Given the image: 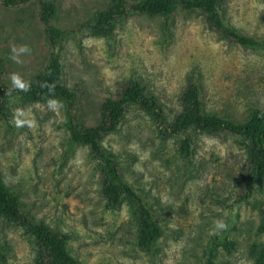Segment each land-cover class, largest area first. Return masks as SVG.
Masks as SVG:
<instances>
[{"label":"rangeland","instance_id":"1","mask_svg":"<svg viewBox=\"0 0 264 264\" xmlns=\"http://www.w3.org/2000/svg\"><path fill=\"white\" fill-rule=\"evenodd\" d=\"M109 2L54 0V25L67 33L58 48L60 82L77 92L75 112L86 125H95L101 103L133 81L157 98L162 120L130 106L101 144L153 212L161 236L150 252L139 249L135 205L125 200L110 207L97 160L88 146L70 141L64 107L53 111L9 98L0 119L3 183L35 222L71 237L68 249L80 264H204L211 254L214 264H255L251 248L264 241L257 230L264 182L247 195L249 161L241 140L225 132H188L186 155L183 136L168 132L192 84L207 114L240 123L264 109V0L220 4L226 23L253 40V47L236 44L202 12L180 6L166 18L125 17L109 39L91 35L86 24ZM21 45L32 51L16 63L11 49ZM48 54L36 4L6 7L0 0V85L13 88V73L31 81ZM17 109L26 115L18 116ZM16 119L34 120L35 126L17 127ZM218 219L228 228L212 235ZM0 246V264H41L34 239L20 224L0 221Z\"/></svg>","mask_w":264,"mask_h":264},{"label":"trees","instance_id":"2","mask_svg":"<svg viewBox=\"0 0 264 264\" xmlns=\"http://www.w3.org/2000/svg\"><path fill=\"white\" fill-rule=\"evenodd\" d=\"M225 0H110L106 9L96 12L86 24L85 30L93 36L109 39L117 23L133 14L147 17H168L178 6L187 11L202 12L208 24L236 44L253 47L255 42L229 26L220 13V4ZM36 4L37 20L42 28V38L49 50L44 69L30 82L31 90L23 92L0 85V119L5 116L6 106L11 96L29 104H47L48 99H58L65 109L64 127L69 132L72 143L86 145L92 157L97 160L101 177V191L112 209L118 208L125 200L135 205L138 217L137 245L143 252H150L162 234L153 212L142 198L120 174L116 156L102 146L105 135L115 133L124 117L126 109L138 106L146 114L162 120V110L157 98L145 92L144 86L133 81L117 97L106 98L99 108V119L95 125H86L76 115L77 92L60 82L61 64L58 48L67 33L55 27L56 6L54 0H3L6 7ZM54 87H42V84ZM181 112L170 124L168 132L182 135V150L189 155L190 136L188 132H225L241 140L249 161L246 191L250 195L264 182V109L252 110L240 123L223 119L204 111L199 89L190 85L181 97ZM167 132V131H166ZM17 223L25 227L34 239L41 264H80L68 249L71 237L66 233L51 230L43 223L35 222L23 212L17 196L2 181L0 174V221ZM258 233L264 237V209L260 210ZM251 252L255 264H264V241L253 246ZM2 248L0 246V259ZM204 264H214L212 254Z\"/></svg>","mask_w":264,"mask_h":264},{"label":"clouds","instance_id":"3","mask_svg":"<svg viewBox=\"0 0 264 264\" xmlns=\"http://www.w3.org/2000/svg\"><path fill=\"white\" fill-rule=\"evenodd\" d=\"M11 51H12L11 59L16 63H20L21 61H20L19 57L21 55H25V54L30 55L32 50L28 45H21V46H19L18 49L16 46H13ZM11 82H12L13 88L16 90L23 91V92H28L31 90L30 82L24 81L21 78V76L17 73L11 74ZM41 86L42 87H54V86H49L46 83L42 84ZM47 104H48L49 109L53 110V111H56V110L63 107L62 102L60 100L54 99V98L48 99ZM16 112H17L18 116L26 115L22 109H17ZM15 123H16L17 127L27 126L29 128H33L35 126V121L30 120V119H16ZM227 228H228V224L226 223V221L224 219H218L214 222V227L211 230L210 234L217 235L222 231H226Z\"/></svg>","mask_w":264,"mask_h":264}]
</instances>
